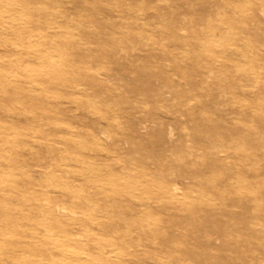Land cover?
Returning <instances> with one entry per match:
<instances>
[{
    "label": "rangeland",
    "instance_id": "rangeland-1",
    "mask_svg": "<svg viewBox=\"0 0 264 264\" xmlns=\"http://www.w3.org/2000/svg\"><path fill=\"white\" fill-rule=\"evenodd\" d=\"M226 4L0 0V264H264V28Z\"/></svg>",
    "mask_w": 264,
    "mask_h": 264
},
{
    "label": "bare ground",
    "instance_id": "bare-ground-1",
    "mask_svg": "<svg viewBox=\"0 0 264 264\" xmlns=\"http://www.w3.org/2000/svg\"><path fill=\"white\" fill-rule=\"evenodd\" d=\"M234 0H227L226 7H228V12L221 13L219 15V21L220 23L225 25V28L231 33L235 31V29H244V28H250L252 25H258L262 28H264V0H242L240 2L234 1ZM232 10V11H231ZM251 10V11H250ZM230 11L232 13H230ZM215 31V28H212ZM218 35V34H217ZM218 37V36H217ZM234 42H238V38L234 36ZM251 40L248 39L249 46L246 48L247 52L245 53V56L249 58L252 62V57L254 60H257L258 53L252 54L250 48H251ZM243 74V73H242ZM262 121L261 118H258ZM173 132V131H172ZM171 139L174 137L170 132ZM242 155V154H241ZM253 158V157H251ZM242 159L246 161L250 160V157L243 152ZM259 196L258 198H255L252 200V203L257 206L254 212L256 213L255 216L258 217L260 221L262 220V212H261V196L260 192L258 194H255ZM214 202V201H213ZM195 203V202H193ZM111 205V203H109ZM109 205V206H110ZM111 207V206H110ZM263 231L262 228H256L255 232ZM163 231L159 232L157 237H162ZM176 234V233H175ZM211 235H207L208 239ZM206 237V236H205ZM207 239V238H206ZM179 255V253H178ZM161 260V259H160Z\"/></svg>",
    "mask_w": 264,
    "mask_h": 264
}]
</instances>
